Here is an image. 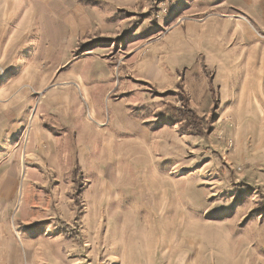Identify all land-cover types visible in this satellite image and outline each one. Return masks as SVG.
Returning a JSON list of instances; mask_svg holds the SVG:
<instances>
[{
    "label": "crops",
    "instance_id": "obj_1",
    "mask_svg": "<svg viewBox=\"0 0 264 264\" xmlns=\"http://www.w3.org/2000/svg\"><path fill=\"white\" fill-rule=\"evenodd\" d=\"M43 1L0 0V264H60L73 243L59 231L23 230L75 217L76 200L85 222L88 202L100 207L99 221L113 186H170L161 182L165 170L157 161L164 135L126 114L132 105L126 96L140 94L137 83L170 88L178 70L199 58L201 68L213 71L225 110L238 119L240 111L252 117L257 110L264 118V0H225L226 12L198 23L196 39L151 42L147 57L132 54L127 62L100 48L77 53L86 14L62 0ZM129 140L140 151L115 149ZM125 155H133L134 169L121 162ZM66 175L75 176L70 186L62 182ZM79 177L87 188L76 185Z\"/></svg>",
    "mask_w": 264,
    "mask_h": 264
},
{
    "label": "rangeland",
    "instance_id": "obj_2",
    "mask_svg": "<svg viewBox=\"0 0 264 264\" xmlns=\"http://www.w3.org/2000/svg\"><path fill=\"white\" fill-rule=\"evenodd\" d=\"M19 1L36 6L43 0ZM62 1L87 17L77 33V53L100 48V54L126 62L132 54L146 56L151 42L182 35L194 40L198 23L226 12L221 7L225 0ZM177 75L179 82L170 88L137 83L140 94L126 96L132 104L126 114L164 135L158 137L157 161L165 170L161 182L170 186H113L99 221L94 213L100 207L88 202L91 221L85 222L76 200L75 217L26 225L24 233L45 228L50 236L59 231L73 243L76 250L63 249L60 264H264V118L257 110L252 117L237 110L243 119L225 110L213 71L201 68L199 58ZM171 83L167 78L165 84ZM179 93L186 95L198 119L183 117L187 111ZM114 147L118 152L122 147H128L127 153L140 151L130 140ZM131 156L121 162L132 170L136 163ZM74 179L66 175L62 182L70 186ZM78 180L76 185H86L87 179ZM31 210L33 206L29 214Z\"/></svg>",
    "mask_w": 264,
    "mask_h": 264
},
{
    "label": "trees",
    "instance_id": "obj_3",
    "mask_svg": "<svg viewBox=\"0 0 264 264\" xmlns=\"http://www.w3.org/2000/svg\"><path fill=\"white\" fill-rule=\"evenodd\" d=\"M179 99L184 103V107H186L187 113L183 115L184 118L190 119V118H195L198 119V117L195 116L193 110L188 106V100L185 94L179 93ZM190 114H193V116H189Z\"/></svg>",
    "mask_w": 264,
    "mask_h": 264
},
{
    "label": "bare ground",
    "instance_id": "obj_4",
    "mask_svg": "<svg viewBox=\"0 0 264 264\" xmlns=\"http://www.w3.org/2000/svg\"><path fill=\"white\" fill-rule=\"evenodd\" d=\"M65 29V28H64ZM77 33V32H76ZM43 34V33H42ZM229 85V84H228ZM229 87V86H228ZM242 109V108H241ZM236 111V110H235ZM245 111V110H244ZM256 112V111H255ZM256 115H257V113H256ZM236 116H237V113H236ZM241 116H242V114H241ZM238 117V116H237ZM231 124V123H230ZM251 135V134H250ZM259 161V160H258ZM149 187V186H148ZM135 208V207H134ZM135 210V209H134ZM146 213V212H145ZM130 216H132V215H130ZM135 216H136V214H135ZM131 218V217H130ZM129 219V218H128ZM139 219V218H138ZM132 220V219H131ZM128 221V220H127ZM133 221V220H132ZM134 222H135V218H134ZM162 222V221H161ZM124 224V223H123ZM127 226V225H126ZM126 226H125V228H126ZM144 227H145V225H144ZM162 227V226H161ZM165 227V226H164ZM130 229V228H129ZM145 229V228H144ZM165 229H167V228H165ZM132 230V229H131ZM138 230V229H137ZM147 230V229H146ZM161 230V229H160ZM134 231V230H133ZM141 231V230H140ZM124 232V231H123ZM139 232V231H138ZM158 232V231H157ZM160 232V231H159ZM125 233V232H124ZM123 233V234H124ZM129 233V232H128ZM142 233V232H141ZM135 234V233H134ZM140 234V233H139ZM182 235V234H181ZM124 236V235H123ZM166 236V235H165ZM200 236V235H199ZM129 237H130V235H129ZM168 237V236H167ZM196 237V236H195ZM194 237V238H195ZM133 238V237H132ZM200 238V237H199ZM198 238V239H199ZM123 239V238H122ZM130 240V239H129ZM141 240V239H140ZM182 241V240H181ZM205 241H207V240H205ZM123 242V241H122ZM126 242V241H125ZM203 242V241H202ZM208 242H210V241H208ZM124 243V242H123ZM205 244V243H204ZM208 244V243H207ZM206 244V245H207ZM146 245V244H145ZM210 245V244H209ZM168 247V246H167ZM126 248V247H125ZM224 255V254H223Z\"/></svg>",
    "mask_w": 264,
    "mask_h": 264
}]
</instances>
